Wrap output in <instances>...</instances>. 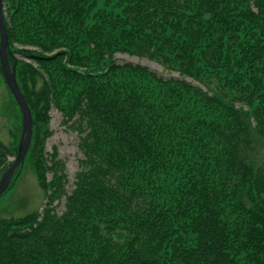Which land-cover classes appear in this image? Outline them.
Segmentation results:
<instances>
[{
	"label": "trees",
	"instance_id": "obj_1",
	"mask_svg": "<svg viewBox=\"0 0 264 264\" xmlns=\"http://www.w3.org/2000/svg\"><path fill=\"white\" fill-rule=\"evenodd\" d=\"M2 6L46 201L0 217V264H264V0ZM52 107L78 135L70 190ZM15 154L0 138V176Z\"/></svg>",
	"mask_w": 264,
	"mask_h": 264
},
{
	"label": "rangeland",
	"instance_id": "obj_2",
	"mask_svg": "<svg viewBox=\"0 0 264 264\" xmlns=\"http://www.w3.org/2000/svg\"><path fill=\"white\" fill-rule=\"evenodd\" d=\"M18 48H32L17 44ZM18 58H22L20 54H16ZM114 59L118 63L131 62L149 66L163 77L175 76L176 72H169L162 68L156 62L147 58H138L137 56H129L125 53H115ZM18 107L11 101L10 91L0 72V138L11 147H15V153L21 131V113ZM20 114V119L18 115ZM50 119L47 127L51 134L45 139V151L51 152L55 146L58 157L65 162L66 184L67 190L72 188L74 174L78 169V160L81 157L78 149L77 132L62 123V115L54 107L49 111ZM15 156V155H14ZM14 156L9 160H13ZM11 187L2 195H0V217H18L24 215L31 210H41L46 201L44 192L39 185L36 173L32 167L27 152L21 166L14 170ZM51 172L46 173L47 180L51 178ZM64 198L53 203L56 212L61 213L64 209Z\"/></svg>",
	"mask_w": 264,
	"mask_h": 264
},
{
	"label": "water",
	"instance_id": "obj_3",
	"mask_svg": "<svg viewBox=\"0 0 264 264\" xmlns=\"http://www.w3.org/2000/svg\"><path fill=\"white\" fill-rule=\"evenodd\" d=\"M8 36L4 23V11L0 0V67L5 83L15 99L21 112V131L18 140L16 155L8 168L0 176V195L9 187L13 172L21 165L28 150L32 134V116L29 106L23 97L15 78V61L12 66L8 62Z\"/></svg>",
	"mask_w": 264,
	"mask_h": 264
},
{
	"label": "bare ground",
	"instance_id": "obj_4",
	"mask_svg": "<svg viewBox=\"0 0 264 264\" xmlns=\"http://www.w3.org/2000/svg\"><path fill=\"white\" fill-rule=\"evenodd\" d=\"M32 135V134H31Z\"/></svg>",
	"mask_w": 264,
	"mask_h": 264
}]
</instances>
